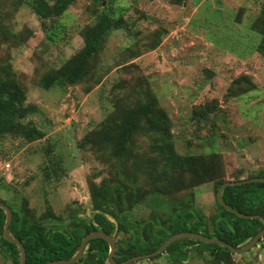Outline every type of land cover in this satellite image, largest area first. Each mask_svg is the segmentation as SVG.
<instances>
[{
	"label": "rangeland",
	"instance_id": "1",
	"mask_svg": "<svg viewBox=\"0 0 264 264\" xmlns=\"http://www.w3.org/2000/svg\"><path fill=\"white\" fill-rule=\"evenodd\" d=\"M46 2L43 19L30 0H0V78L8 73L24 93L19 123L42 134L0 136V201L45 232L69 229L73 218L88 221L91 190L117 171L130 186L120 206L132 203L138 220L193 207L210 228L215 182L264 173V50L252 29L262 0ZM102 14L124 29L107 34L71 86L43 89L42 79L82 49L83 32ZM145 103L163 110L168 137L136 133L120 157L105 142L79 147L103 121ZM164 146L166 159L153 151ZM258 240L219 264H264ZM183 244L191 248L179 264H216L199 245ZM0 264L13 263L0 255ZM127 264L166 263L159 255Z\"/></svg>",
	"mask_w": 264,
	"mask_h": 264
},
{
	"label": "trees",
	"instance_id": "2",
	"mask_svg": "<svg viewBox=\"0 0 264 264\" xmlns=\"http://www.w3.org/2000/svg\"><path fill=\"white\" fill-rule=\"evenodd\" d=\"M30 1L32 12L40 18H47L51 10L46 0ZM124 27L125 23L120 18L113 19L104 14L97 17L95 22L83 32L84 46L82 49L42 79L43 89L46 90L53 85L71 86L75 83L81 73L87 70L88 60L100 52L107 34L111 30L124 29ZM252 29L260 36L258 47L259 52L263 53L264 0L261 2L258 15L252 21ZM5 76L4 79L0 78V136L10 134L23 137L28 141L41 137V132L34 127L23 126L19 123L28 111L27 106L23 105L24 93L8 73ZM139 120L145 121L146 130L141 129L144 125L139 123ZM151 132L169 136L167 135L165 113L160 108H155L152 103L137 104L127 109L118 121H103L99 129L91 136H84L81 139L79 147L87 144L95 146L105 142L109 143L111 147L114 146V153L120 157L125 154L129 139L134 134ZM155 141L158 145L160 144L158 138ZM153 151L165 159L167 155H170L168 146L158 150L153 149ZM116 162L119 164L120 160ZM120 165L116 164L115 167ZM120 169L122 168L120 167ZM116 172L99 187L91 190L92 215L88 221L81 220L75 224L73 218L69 229L45 232L39 223L33 222L17 208L0 201L10 210L11 219L8 233L22 245L25 264H43L48 261L69 259L77 251L80 240L89 232L94 231H100L110 236L128 234L126 239L119 237L114 241L115 250L112 260L119 263L131 257L155 251L169 236L175 233H200L219 239L232 247H239L249 241L262 228L261 222L256 219H241L225 211L217 204L215 198L217 210L209 219L210 228L208 220L193 207L178 208L165 219L158 221L152 219L140 221L134 213L130 212L132 203H127L126 207L120 206L126 188L130 186L116 177ZM128 176L125 177L128 178ZM255 177H264V173ZM223 182H215L213 185L214 195L218 186ZM221 198L227 206L236 212L245 215H259L264 218V182L227 186L223 189ZM3 222L4 213L0 209V255L4 259H10L13 264H18L16 246L8 243L2 237ZM262 238L264 239V235ZM185 242L199 245L201 250L207 252L211 261L216 264L223 263L231 254L226 248L214 244H205L193 239H180L168 245L161 255L167 256L169 264L181 263L191 248L184 247L183 243ZM107 251V244L103 240L91 239L86 243L77 263L73 264H103ZM157 256L159 255L155 257Z\"/></svg>",
	"mask_w": 264,
	"mask_h": 264
},
{
	"label": "water",
	"instance_id": "3",
	"mask_svg": "<svg viewBox=\"0 0 264 264\" xmlns=\"http://www.w3.org/2000/svg\"><path fill=\"white\" fill-rule=\"evenodd\" d=\"M255 182H264V177H253V178L240 179V180H236V181H224L223 183H221L218 186V188L216 189L215 195H214V198H215V201L217 202V204L220 205L225 211L232 213L233 215H235L236 217L241 218V219H256V220L260 221L262 224L261 230L259 232H257L249 241H247L245 244H243L239 247H232L229 244H226L219 239L207 237V236H204L200 233L181 232V233H175V234L169 236L160 245V247L158 249H156L155 251H153L149 254L131 257L129 259H126L124 261L116 263L112 260L114 250H115L114 235L110 236V235H107V234L100 232V231H94V232H89L80 240L77 251L69 259L48 261V262H45L43 264H73V263H77L78 259L81 257V255L85 249L86 243L91 239H101L107 244L108 251H107L106 260H105L106 264H127L129 262L142 260V259H145L148 257H155L156 255H161L162 252L164 251V249L168 245H170L172 242L180 240V239L198 240V241H201L205 244H214V245H217L219 247L226 248L231 253L242 254V253L248 251L249 249L253 248V246L256 244L258 239L263 237V235H264V218H262L259 215H245V214H241L239 212H236L234 209L227 206L222 201L221 193H222L223 189L227 186H237V185H242V184H247V183H255ZM0 209L4 213V222L2 225V229H1L2 237L8 243H11V244L16 246V248L18 250V264H25V254H24V249H23L22 245L20 244V242L18 240L12 238L10 236V234L8 233V225H9L10 219H11L10 210L3 203H0ZM162 258L164 259L166 264H169V261H168L166 255H162Z\"/></svg>",
	"mask_w": 264,
	"mask_h": 264
}]
</instances>
